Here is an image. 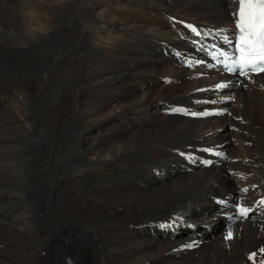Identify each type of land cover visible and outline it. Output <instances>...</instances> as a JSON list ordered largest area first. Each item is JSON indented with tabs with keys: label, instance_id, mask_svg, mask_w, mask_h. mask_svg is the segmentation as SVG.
<instances>
[{
	"label": "bare ground",
	"instance_id": "1",
	"mask_svg": "<svg viewBox=\"0 0 264 264\" xmlns=\"http://www.w3.org/2000/svg\"><path fill=\"white\" fill-rule=\"evenodd\" d=\"M97 1L0 0V264H261L264 221L233 222L219 201L247 203L264 190V73L239 84L212 72L200 79V70L184 69L173 55L192 56L189 43L198 42L182 21L198 24L207 41L229 34L233 0H116L105 20L89 13ZM137 8L151 15L139 11L140 17ZM133 20L148 30L136 31ZM110 22L121 24L118 32ZM73 45L77 51L67 50ZM71 52L78 57L72 102L55 105L51 129L39 131L40 84ZM101 52L129 61L108 67ZM164 56L174 66L158 68ZM123 76H135L133 88ZM79 78L88 83L79 85ZM160 78L175 90L153 91L159 81L150 83ZM219 82L226 85L220 98L234 99L228 115H167L176 105L210 103ZM119 92L123 101L109 108L112 125L103 116L89 121L103 96L121 99ZM208 145L226 157L206 169L197 159ZM62 184L64 193L57 191ZM246 186L248 194L240 195ZM229 229L233 238L226 240Z\"/></svg>",
	"mask_w": 264,
	"mask_h": 264
},
{
	"label": "rangeland",
	"instance_id": "2",
	"mask_svg": "<svg viewBox=\"0 0 264 264\" xmlns=\"http://www.w3.org/2000/svg\"><path fill=\"white\" fill-rule=\"evenodd\" d=\"M166 4H168L167 2H165ZM115 5H116V0H102V1H97L96 3H94V5H93V8H92V10H90V14L91 15H95V17H96V15H98L97 17L98 18H100V20L102 19V20H105L106 18H108L111 14H113L114 13V10H115ZM142 8H137V10L138 11H136V14H137V12H144L145 14H147V15H151V13H150V11L149 10H147V9H142ZM135 10V9H134ZM153 10V9H152ZM160 11H166V10H160ZM149 12V13H148ZM124 13H126V10L124 11ZM133 14V12H131V15ZM144 14V15H145ZM138 16H142L141 14H137ZM143 15V16H144ZM107 26H113L114 27V29H113V32H118V28L120 27V23H118V22H110V23H107L106 24ZM133 25L134 26H137V29H136V31H141V32H143L144 30H148V29H146V28H144L143 27V24L139 21V22H134V20H133ZM80 27H82V25H78V27H76V28H74V31H73V34H72V37H73V39H77V37H78V35H79V31H80ZM142 28V29H141ZM168 28V29H167ZM95 29H97L96 27L94 28V30ZM163 29H167L168 31H170L169 33H173V31H174V29L171 27V25L170 24H166V25H164V27H163ZM97 30H99V29H97ZM113 34H116V33H113ZM73 42H75V44H76V42L77 41H72V43ZM126 43H128V44H132V46L133 47H137L138 49H140V50H142L139 46H137V45H135L134 43H132L131 41H130V39H128V40H126L125 41ZM58 46V49H57V52H65V50H64V47L61 45V44H58V45H56V47ZM76 46V45H75ZM70 48H68L67 50H71V51H73L74 50V45L73 46H69ZM115 48V50H117V52H120V47L119 46H115L114 47ZM64 50V51H63ZM75 50L77 51V49L75 48ZM72 53V52H71ZM68 54V56L65 54V56L63 57V59H62V63L60 64V65H58V66H55V67H52L53 69H52V75H51V77H52V79H48L47 77V79L46 80H44V82H42V84H40V92L42 93V94H40L39 96H40V98L42 99L41 101H40V103H39V108H41L42 109V111H41V114H42V116H44L45 117V119L43 120V121H39L38 122V124H37V127H38V129L37 130H39L40 131V129H39V127L41 128V129H43V130H48V129H51L50 127L51 126H49L50 125V123L53 121V119H54V115H56L57 113H55L57 110H55V109H53V107L56 105V106H58L59 107V105H62V103L64 102V105L65 104H70L71 102H72V95H71V92H70V89H69V85H70V81H71V78H72V75L74 74V72H75V70H76V63H77V59H78V57H77V55L76 54H74V53H72V54ZM100 58L102 59V60H106L107 62V66L108 67H111V66H113L115 63H119V62H128L129 60H127L125 57H123V55L121 56H118V54H112V53H108V52H101L100 53ZM53 57V56H52ZM164 59L166 60L164 63H161V65H159L158 66V68H161V69H168V66H174V63H173V61L172 60H170V59H168V58H166L165 56H164ZM130 62H132V63H134V61H130ZM162 64H166V66H163ZM168 65V66H167ZM54 71V72H53ZM160 74H158L157 76H159ZM161 75H164V74H161ZM189 75H191V74H188L187 76H189ZM165 77H170V76H168V75H164ZM41 77H42V75H41ZM71 77V78H70ZM134 77L135 76H133V77H126V76H123V78H122V80H125L124 81V86L125 87H127V86H129L130 88H133V85H134V80H132V79H130V78H133L134 79ZM164 77V78H165ZM129 78V79H128ZM4 79H5V77H4ZM60 79H62V80H60ZM70 79V80H69ZM68 80H69V82H68ZM3 81V78L2 79H0V85H2V82ZM130 81V82H129ZM159 81V82H158ZM173 81H175L176 82V80H173ZM85 82V84H87L88 82L86 81V80H84V79H81V78H79V85H82L83 83ZM158 82V84H156L153 88H151L153 91H158V89L157 88H159V90L160 89H162V91L164 92V93H167V91L168 92H170V91H174V90H171L170 88L171 87H174V86H165L163 83L164 82H162V78H160V79H157V81L156 82H154V83H150V84H152V85H154L155 83H157ZM68 84V86H66L67 84ZM90 83V85H92V83L91 82H89ZM133 83V84H132ZM58 84V85H57ZM163 86H162V85ZM176 85L175 83H172V85ZM144 85V86H143ZM143 85H142V83L141 84H138V86H137V89H139V91H141V92H143L144 91V89H145V84L143 83ZM59 86H60V88H59ZM135 88H136V85H135ZM60 89V90H59ZM155 89V90H154ZM38 90V89H37ZM64 92V93H63ZM66 93V94H65ZM97 95L99 96V93H97ZM18 96L20 97V95H15V98L17 99L18 98ZM119 96L121 97V99L120 98H118V95L116 94V93H111V95H109V96H103V99H102V103L100 104V106H99V109H98V112L96 113V115H95V117L94 118H91L89 121H92L93 119H94V124L95 123H97L98 121H100V118L103 116V119H105L106 121H107V126H110V125H112L113 124V119L112 118H110V115L109 114H115V112H113V111H109V108H115L117 105H118V103H120L121 101H123V97H124V94L122 93V92H119ZM61 97V98H60ZM71 98V99H70ZM20 99H22V96H21V98ZM45 99V100H44ZM22 101V100H21ZM49 101V102H48ZM70 103H69V102ZM163 101H165V99L163 98V99H161V100H158L157 102L159 103V102H163ZM156 102V103H157ZM12 103H14V102H9L8 103V107L10 108V110L11 111H14L15 113H16V111H17V107H15ZM49 103V104H48ZM155 103V102H154ZM11 104V105H10ZM51 104V105H50ZM154 105V104H153ZM11 106V107H10ZM150 106H152V105H150ZM13 107V108H12ZM47 107V108H46ZM48 107H51V109H53V110H51L50 108H48ZM45 108V109H44ZM155 108H153V110H154ZM51 110V111H50ZM55 111V112H54ZM147 111H149V110H147ZM47 112H48V114H47ZM52 112V113H51ZM55 113V114H54ZM65 116L67 117V116H69L71 113H70V111L69 110H66L65 112ZM142 113L144 114L145 113V111H142ZM49 115H50V117H49ZM20 115H18L17 114V116L16 117H19ZM51 118V119H50ZM115 118H116V116H115ZM22 119V118H21ZM84 122H86V118L84 117V120H83ZM44 125L45 126H47V128L48 129H45V127H44ZM143 125H145L146 126V128L148 127V128H151V126H148L147 124H144L143 123ZM138 128H142V127H140V126H137ZM77 128H75L74 129V131L76 130ZM153 129H155V127L153 128ZM64 132V134L66 135V134H68L69 132H73L71 129H68L67 131H63ZM92 137V136H91ZM63 185H67V184H62V186H60V187H58L57 189V191H63V193L64 192H66V188L63 186ZM181 216L184 218V221L189 225V222L187 221V219L181 214ZM205 224H210V222H205L203 225H198L199 227H203ZM220 229H222V226L220 227ZM200 231H202V230H200ZM152 238V237H151ZM154 239V238H153Z\"/></svg>",
	"mask_w": 264,
	"mask_h": 264
},
{
	"label": "snow or ice",
	"instance_id": "3",
	"mask_svg": "<svg viewBox=\"0 0 264 264\" xmlns=\"http://www.w3.org/2000/svg\"><path fill=\"white\" fill-rule=\"evenodd\" d=\"M237 5L233 12V17L236 23L237 39L236 50L240 53L238 58V66L242 74L247 75L246 69H250L255 73H264V0H235ZM189 27H192L189 25ZM196 32V29H192ZM197 35L199 33L197 32ZM232 69L229 68V71ZM217 87H226V85H217ZM208 113H203L207 115ZM196 115V113H193ZM205 151H210L206 149ZM219 155V154H218ZM205 164H210L212 161H204ZM242 191H247L243 189ZM264 205V200L259 201ZM251 209L239 207V216L247 218ZM163 227V225H161ZM233 238V232L228 230L225 239ZM193 245H187L192 247ZM264 252V248L260 249ZM256 256L253 252L248 258L252 260ZM264 264V261H261Z\"/></svg>",
	"mask_w": 264,
	"mask_h": 264
}]
</instances>
